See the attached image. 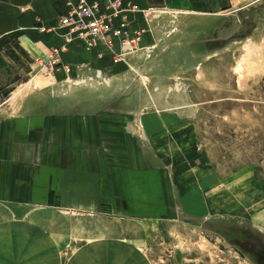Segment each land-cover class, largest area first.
I'll list each match as a JSON object with an SVG mask.
<instances>
[{"label":"rangeland","instance_id":"obj_1","mask_svg":"<svg viewBox=\"0 0 264 264\" xmlns=\"http://www.w3.org/2000/svg\"><path fill=\"white\" fill-rule=\"evenodd\" d=\"M192 1L189 13L155 6L143 14L146 27L135 31L147 45L119 64L108 52L107 82L91 80L86 69V81L69 88L63 81L71 65L62 61L51 72L17 38H0V124L24 107L56 115L128 111L134 143L113 142L111 157L158 158L157 175H147L152 191L141 201L159 204L160 187L168 189L167 216L148 220L152 263L264 264V0ZM252 9L247 34H223Z\"/></svg>","mask_w":264,"mask_h":264},{"label":"crops","instance_id":"obj_2","mask_svg":"<svg viewBox=\"0 0 264 264\" xmlns=\"http://www.w3.org/2000/svg\"><path fill=\"white\" fill-rule=\"evenodd\" d=\"M124 2L144 9L171 6L183 13L193 8L192 0ZM67 3L0 0V38L12 35L31 58L44 57L46 63L51 49L61 48V60L73 69L63 81L69 88L86 81V69L107 82L104 60L111 54L99 55L103 43L88 49L79 39L66 42V29H53L68 11ZM124 13L133 30L146 27L142 12ZM115 48L122 49L118 43ZM110 111L56 115L24 107L12 122L0 124V264H153L145 251L152 230L148 220L167 216L168 189L161 178L160 203L141 201L152 191L147 175H157L159 166L152 163L158 158L147 152L127 161L113 159V142L134 143L127 126L134 120L125 116L128 111ZM103 122L111 123L110 130H98ZM100 147L105 151L98 156Z\"/></svg>","mask_w":264,"mask_h":264},{"label":"built area","instance_id":"obj_3","mask_svg":"<svg viewBox=\"0 0 264 264\" xmlns=\"http://www.w3.org/2000/svg\"><path fill=\"white\" fill-rule=\"evenodd\" d=\"M68 11L60 16L53 29H66L63 35L66 42L79 39L88 49L104 44L99 49L102 56L106 51L116 54L115 61L124 60L127 54L140 50L138 43L141 34L132 29L129 19L123 13L126 11H140L145 15L156 12V8H140L137 5L125 3L124 0H68ZM165 9V8H162ZM123 14V15H122ZM45 30V28H42ZM115 39L122 48L116 53ZM61 48L53 47L47 62L51 72L61 69ZM69 66V65H65ZM81 69V65H76ZM92 78L91 80H93Z\"/></svg>","mask_w":264,"mask_h":264},{"label":"water","instance_id":"obj_4","mask_svg":"<svg viewBox=\"0 0 264 264\" xmlns=\"http://www.w3.org/2000/svg\"><path fill=\"white\" fill-rule=\"evenodd\" d=\"M255 15V9L241 12V16L245 17L246 19L244 23H234L231 28L224 30L225 32H223V34H227L226 36H228L238 29L240 30V32L247 34V32L253 27V23H251V21L255 18Z\"/></svg>","mask_w":264,"mask_h":264},{"label":"flooded vegetation","instance_id":"obj_5","mask_svg":"<svg viewBox=\"0 0 264 264\" xmlns=\"http://www.w3.org/2000/svg\"><path fill=\"white\" fill-rule=\"evenodd\" d=\"M237 32H240V30L238 29V30H236V31L233 32V33H237ZM262 236H263V235H262ZM228 237H229V236H228ZM263 237H264V236H263ZM245 246L248 247V249H249L250 251L255 250V247H249L248 243H246Z\"/></svg>","mask_w":264,"mask_h":264}]
</instances>
